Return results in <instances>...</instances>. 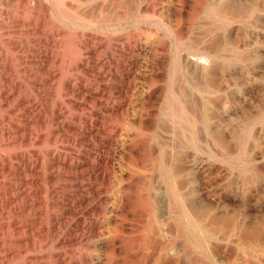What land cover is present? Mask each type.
I'll return each mask as SVG.
<instances>
[{"label": "rangeland", "instance_id": "obj_1", "mask_svg": "<svg viewBox=\"0 0 264 264\" xmlns=\"http://www.w3.org/2000/svg\"><path fill=\"white\" fill-rule=\"evenodd\" d=\"M135 13L137 14L135 15ZM82 34L95 35L106 40L95 55L89 54L87 51L83 55L85 60H89L91 56L95 57L90 59V66H94V62L98 64V68H101L104 73V77L101 79L94 73H86L81 68L77 69L79 63L75 66L77 52H79L75 42ZM110 39L113 41L109 42ZM41 40H43L42 43H40ZM47 40L50 44H43ZM204 51H208L212 55L208 60H200L201 63L194 56ZM38 52H47L55 57L47 65L48 69L52 68L50 70L55 77L43 75V72H36L32 69L30 73L28 72L30 69L22 67L31 65V63H25V59L34 60L38 57ZM0 57V66L2 67H0V90H5L3 92H6V97L9 94L7 100L5 97H0V142L3 144L0 143V156L2 157L0 160V208L3 207L2 210H4L0 216V264H35L36 262V264H56V261L59 260L58 256H61L66 264H137L126 253V249L133 250L141 244L145 236H148V232L145 230L150 231L161 224L158 223V217L154 211L152 214H148L146 211L145 194L149 190L153 195L160 189L165 192L168 183L176 185V189H172L174 200L176 199V206L173 209H176V214L172 210V220H170L173 226L172 230L175 229L172 235L173 239L177 238L175 232L178 229H185L184 203L179 198L180 189L182 191L185 188L194 210H203L209 215L206 227L211 236L214 228L221 225L224 227L221 236L224 239V244L234 245L235 256L240 254L243 257L245 245L252 244L257 250L260 249L255 256L262 259L261 250L264 248V241L261 242L264 240V0H0ZM183 58L194 60V64L189 68ZM124 59H129L125 70L119 66L120 61ZM102 66L105 67L104 71ZM207 67L208 69H206ZM190 70L193 72L191 73ZM186 71L188 72L186 73ZM116 74L119 78L123 76L124 79L113 78L112 76ZM199 74L201 76H196ZM41 78L49 81L48 84H45V88L39 85L42 83ZM32 83L34 85L37 83L40 88ZM67 83L80 86L78 88H83L89 93L78 96L79 99L72 96L66 98ZM122 89L123 94L120 93ZM43 90H46V95ZM93 92L96 94V98L92 96ZM31 96L35 97L43 108L44 106L50 108L56 103L61 104L63 111L65 110L63 113L66 116V121L74 123L76 126L81 123L83 125L87 119H93L96 124L93 131H99L100 138L102 137L104 140L109 137L107 141L112 142V152L110 151L109 155L104 156L112 158V162L105 172L100 173V176H103L99 179L100 182L88 177L85 180L78 178V180L72 181L69 178L74 176L70 173L69 176L62 169L49 170L50 172L47 174L48 166L52 163L50 152L59 154L61 158L66 156L67 160L71 164L73 163L72 165H76L75 162H80L86 152L98 151L100 143L94 141L95 144L89 143L87 147L82 142L66 138L65 133L61 134L62 137L58 140L59 136L54 131L56 127L47 122L51 117L50 109L41 113L44 117L40 115V120L44 118L45 123H41L39 115L35 116L36 121L34 119L28 121V114L22 110L20 104L24 97L29 99ZM188 99L191 100V104L188 103ZM2 105L4 106L2 107ZM189 105L191 106L189 107ZM236 110L237 112H235ZM21 128H25L26 132H21ZM215 132L219 133L220 137L222 135L223 153L220 159L217 157L215 148L218 138ZM69 136H72V133H69ZM202 137L203 139H200ZM168 138L170 139L168 140ZM18 139L20 140L18 141ZM162 142L165 145L161 144ZM153 146H157L158 153H154L156 155L152 153ZM133 152L139 153V157H136ZM15 155H25L29 164L35 169L37 168L35 174L27 176L30 184L22 186L23 190L28 192L27 195H31L28 200L25 196H19L15 191L11 192L13 187V189L21 187L20 179L25 178L24 175L13 177L8 173L9 166L14 167L12 170L18 166V161L12 159ZM153 160L155 164L152 163ZM167 163H170L171 166ZM175 171H177V176L174 174ZM54 173L63 175L52 182L47 175ZM172 177L175 178L173 181ZM14 181L16 183H13ZM81 183L85 186V191L94 187L99 192L97 195L92 194L90 203L85 205L86 207L84 206L78 215L70 217L71 219L67 218V229L60 231L58 237L53 238L51 233L56 230L54 229L56 223L53 215L58 216L59 211L53 208L52 199L47 193L49 188L57 187L60 189L58 190L61 198L68 195L67 198L73 199V196L76 197L75 195L78 193L75 187ZM71 186L74 189L70 188ZM131 198L133 203H137L133 210L127 208V201L131 202ZM7 200L8 202H5ZM94 214L95 216H93ZM212 214L221 218L220 224L216 223ZM46 218L48 219L46 220ZM129 221L130 223H128ZM77 223L94 229L79 233L78 238L69 244H61L62 240L68 239L69 229H75ZM209 224L210 227H208ZM195 225H193L194 229L198 230L197 224ZM122 226L123 229H121ZM165 227L167 226L165 225ZM161 228H164L163 225ZM233 229L236 236L231 233ZM247 230L252 232L250 236H254V242L249 240L248 236L243 235ZM49 236L50 238H48ZM209 240L213 241V238L210 237ZM112 245H114L113 248ZM236 246H238L237 249ZM143 253L146 254V257L148 256L146 249L143 250ZM161 261H163L162 258L143 260L145 264H164ZM143 262L141 264H144Z\"/></svg>", "mask_w": 264, "mask_h": 264}, {"label": "bare ground", "instance_id": "obj_2", "mask_svg": "<svg viewBox=\"0 0 264 264\" xmlns=\"http://www.w3.org/2000/svg\"><path fill=\"white\" fill-rule=\"evenodd\" d=\"M119 1V0H117ZM139 1V0H138ZM181 1V0H180ZM185 1V0H184ZM205 1V0H204ZM213 1V0H212ZM215 1V0H214ZM230 1V0H229ZM239 1V0H238ZM3 2V1H2ZM6 2V1H5ZM8 2V1H7ZM32 2V1H31ZM36 2V1H35ZM40 2V1H39ZM121 2V1H120ZM119 2V3H120ZM127 2V1H126ZM163 3V2H162ZM186 3V2H185ZM207 3H211V2H207ZM240 3V2H239ZM103 4V3H102ZM157 4V3H156ZM159 4V3H158ZM157 4V5H158ZM188 4V3H187ZM202 4V3H201ZM183 5V4H182ZM208 5V4H207ZM220 5V4H219ZM103 6V5H102ZM102 6H101V9H102ZM105 6V4H104ZM103 6V7H104ZM135 6V5H133ZM161 6V5H160ZM187 6V5H186ZM224 6V5H223ZM231 6V5H230ZM129 7V6H128ZM141 7V6H139ZM88 8V7H87ZM109 8V7H108ZM156 8V7H155ZM154 8V9H155ZM167 8V7H166ZM165 8V10H166ZM94 9V8H93ZM100 9V10H101ZM146 9V8H145ZM99 10V9H98ZM162 10V9H161ZM227 10V9H226ZM84 11V10H83ZM97 11V10H96ZM106 11V10H105ZM135 11V10H133ZM148 11V10H147ZM159 11V10H158ZM168 11V10H167ZM229 11V10H228ZM113 12V11H112ZM129 12V11H128ZM200 12V11H199ZM111 13V12H110ZM114 13V12H113ZM123 13V12H122ZM183 13V12H182ZM90 14H92V12H90ZM96 14V13H95ZM102 14V13H101ZM137 13H135L136 15ZM86 15V14H85ZM126 15V14H125ZM166 15V14H165ZM238 15V14H237ZM104 16V15H103ZM100 17V16H98ZM115 17V16H114ZM89 18V17H88ZM96 18V17H94ZM123 18V17H122ZM229 18V17H228ZM108 19V18H107ZM172 19V18H171ZM238 19V18H237ZM117 20V19H115ZM183 20V19H182ZM10 21V20H9ZM13 21V20H12ZM111 21V20H110ZM118 21V20H117ZM171 21V20H170ZM175 21V20H174ZM3 22V21H2ZM29 22V21H28ZM34 22V21H33ZM109 22V21H108ZM167 22V21H166ZM169 22V21H168ZM170 23V22H169ZM5 24V23H4ZM19 24V23H18ZM22 24V23H21ZM30 24V23H29ZM33 24V23H32ZM125 24V23H124ZM23 25V24H22ZM25 25V23H24ZM114 25V24H113ZM121 25V24H120ZM167 25V24H166ZM15 26V25H14ZM20 26V25H19ZM18 26V27H19ZM102 26V25H101ZM100 26V27H101ZM111 26V25H110ZM22 27V26H21ZM29 27V26H28ZM39 27V26H38ZM20 28V27H19ZM23 28V27H22ZM117 28V27H116ZM185 28V27H184ZM7 29V28H6ZM56 29V28H54ZM62 29V28H61ZM186 29V28H185ZM4 30V29H3ZM20 30V29H18ZM22 30V29H21ZM237 30V29H236ZM2 31V30H1ZM62 31V30H61ZM116 31V30H115ZM119 31V30H118ZM23 32V31H22ZM44 32V31H43ZM13 33V32H12ZM16 33V32H15ZM57 33V32H56ZM55 33V34H56ZM62 33V32H61ZM60 33V34H61ZM91 33V32H90ZM95 33V32H94ZM7 34V33H6ZM46 34V33H45ZM54 34V35H55ZM67 34V33H66ZM81 34V33H80ZM200 34V33H199ZM197 34V35H199ZM232 34V33H231ZM29 35V34H28ZM48 35V34H47ZM50 35V34H49ZM221 35V34H220ZM40 36V35H39ZM44 36V35H43ZM46 36V35H45ZM117 36V35H116ZM217 36V35H216ZM235 36V35H234ZM238 36V35H237ZM72 37V35H71ZM184 37V36H183ZM224 37V36H223ZM58 38V37H57ZM67 38V37H66ZM154 38V37H153ZM152 38V39H153ZM133 39V38H132ZM131 39V40H132ZM197 39V38H196ZM203 39H205L203 37ZM51 40V39H50ZM71 40V39H70ZM211 40V38H210ZM221 40V39H220ZM55 41V40H54ZM63 41V40H62ZM110 41H113V39H110ZM127 41V40H126ZM129 41V40H128ZM149 41V39H148ZM153 41V40H152ZM190 41V40H189ZM202 41V40H201ZM209 41V40H208ZM213 41V40H212ZM218 41V40H217ZM40 42V41H39ZM43 40H41L40 43H42ZM58 42V41H57ZM71 42V41H70ZM106 42L105 39L103 38H99L98 36H95V35H86V34H82L81 36H79L77 39H76V47L77 49H79V52H77V60L75 61V66L77 65V69L81 68L83 71H85L86 73H94L96 75V77H99L101 79V77H104V73H102V69L101 68H98V64L96 62L94 66H90V59H94L92 58L93 56L90 57L89 60H85L83 58V55H85L84 52L87 51V53L89 54H92V55H95L97 50L100 49V47L103 45V43ZM116 42V41H115ZM119 42V41H118ZM196 42V41H195ZM207 42V41H206ZM230 42V41H229ZM228 42V44H230ZM36 43V42H35ZM50 44V42L47 40L46 42H44L43 44ZM52 43V42H51ZM61 43V42H60ZM132 43V42H131ZM134 43V42H133ZM149 43V42H148ZM216 43V42H215ZM224 43V42H223ZM15 44V43H14ZM19 44V43H17ZM72 44V43H71ZM108 44V43H107ZM40 45V44H39ZM60 45V44H59ZM63 45V44H61ZM128 45V44H127ZM167 45V44H166ZM189 45V44H188ZM209 45V44H207ZM221 45V44H220ZM10 46V45H9ZM12 46V45H11ZM13 46H16V45H13ZM18 46V45H17ZM34 46V45H33ZM37 46V45H36ZM57 46V45H56ZM118 46V45H117ZM165 46V45H164ZM234 46V45H232ZM47 47V46H46ZM53 47V46H52ZM207 47V46H206ZM19 48V47H18ZM40 48V46H39ZM50 48V47H49ZM64 48V47H63ZM66 48V47H65ZM64 48V49H65ZM69 48V47H68ZM73 48V47H72ZM145 48V47H144ZM192 48V47H191ZM196 48V47H195ZM217 48V47H216ZM52 49V48H51ZM50 49V50H51ZM103 49V48H102ZM105 49V48H104ZM108 49V48H107ZM189 49V48H188ZM220 49V48H219ZM15 50V49H14ZM29 50V49H28ZM44 50V49H43ZM200 50V49H199ZM32 51V50H31ZM49 51V50H48ZM114 51V50H113ZM159 51V50H158ZM202 51V50H201ZM211 51V50H210ZM21 52V51H20ZM33 52V51H32ZM37 52V51H36ZM51 52V51H50ZM67 52V51H66ZM133 52V51H132ZM141 52V51H140ZM143 52V51H142ZM147 52V51H146ZM165 52V51H163ZM183 52V51H182ZM217 52V51H216ZM39 53V52H38ZM86 53V54H87ZM198 53V52H197ZM215 53V52H214ZM35 54V53H34ZM74 54V53H73ZM123 54V53H122ZM33 55V54H32ZM31 55V56H32ZM64 55V54H63ZM70 55V54H69ZM186 55V54H185ZM212 55V54H211ZM210 52H202V53H198V54H195V58L197 59V61H200V60H208L210 59ZM61 56V55H60ZM112 56V55H111ZM140 56V55H139ZM148 56V55H147ZM179 56V55H178ZM189 56V55H187ZM193 56V55H192ZM224 56V55H223ZM222 56V57H223ZM233 56V55H232ZM35 57V56H34ZM98 57V56H97ZM102 57V56H101ZM118 57V56H117ZM124 57V56H123ZM126 57V55H125ZM164 57V56H163ZM186 57V56H185ZM236 57V56H235ZM1 58V57H0ZM21 58V57H19ZM26 58V57H25ZM69 58V57H68ZM145 58V57H144ZM167 58V57H166ZM232 58V57H231ZM55 59V57L51 56L49 53L47 52H40L38 57L35 58L34 60L30 61L29 59L26 60L25 59V63H31V65H28V66H22V67H27V70L30 69L28 72H32L33 71H36V72H39L41 71V73L43 72V75H49V76H54V73L50 70L52 69L50 67V69L47 68V65L49 63H51V61H53ZM82 62H80L79 61ZM113 59V58H112ZM136 59V58H135ZM148 59V58H147ZM157 59V58H156ZM193 59V57H192ZM220 59V57H219ZM1 60V59H0ZM24 60V59H23ZM62 60V59H61ZM64 60V59H63ZM68 60V59H66ZM70 60V59H69ZM107 60V59H106ZM213 60V59H212ZM215 60V59H214ZM8 61V60H7ZM6 61V62H7ZM93 61V60H92ZM99 61V60H98ZM97 61V62H98ZM111 61V60H110ZM132 61V60H131ZM147 61V60H146ZM158 61V60H157ZM166 61V59H165ZM183 61L184 63L187 64V66L190 68V65L192 66L194 64V60H191L190 58H188L187 60H185V58H183ZM193 61V62H192ZM196 61V60H195ZM84 62V63H83ZM105 62V61H104ZM129 62V59H124V60H121L120 63H119V66H121L123 68V70L127 69V63ZM201 62V61H200ZM228 62V61H227ZM23 63V62H22ZM72 63V62H71ZM74 63V62H73ZM141 63V62H140ZM148 63V62H147ZM202 63V62H201ZM216 63V62H215ZM3 64V63H1ZM6 64V63H5ZM33 64V65H32ZM112 64V63H111ZM116 64V63H114ZM8 65V63H7ZM10 65V64H9ZM56 65V64H55ZM59 65V64H58ZM108 65V64H107ZM156 65V64H155ZM185 65V64H184ZM3 66V65H2ZM139 66V65H138ZM154 66V65H153ZM152 66V67H153ZM163 66V64H162ZM1 67V66H0ZM9 67V66H8ZM137 67V66H136ZM195 67V66H194ZM210 67V66H209ZM2 68V67H1ZM7 68V67H6ZM56 68V67H55ZM103 68V71H104V66H102ZM175 68V67H174ZM188 68V69H189ZM229 68V67H228ZM32 69V70H31ZM66 69V68H65ZM129 69V68H128ZM141 69V68H140ZM164 69V68H163ZM179 69V68H178ZM184 69V68H183ZM187 69V70H188ZM193 69V68H192ZM197 69V67H196ZM202 69V68H201ZM208 69V67L206 68ZM1 70V69H0ZM3 70V69H2ZM13 70V69H12ZM24 70V69H23ZM107 70V69H106ZM225 70V69H224ZM54 71V70H53ZM74 71V70H72ZM109 71V70H108ZM107 71V72H108ZM132 71V70H131ZM152 71V70H151ZM191 71V70H190ZM194 71V69H193ZM191 71V73L193 72ZM203 71V70H202ZM9 72V71H8ZM106 72V71H105ZM115 72V71H114ZM134 72V70H133ZM188 71H186L187 73ZM196 72V70L194 71ZM198 72V71H197ZM201 72V71H200ZM220 72V71H219ZM222 72V71H221ZM234 72V71H233ZM13 73V72H12ZM23 73V72H22ZM35 73V72H34ZM84 73V72H83ZM139 73V72H138ZM141 73V72H140ZM177 73V72H175ZM184 73V72H183ZM185 73V74H186ZM190 73V74H191ZM202 73V72H201ZM205 73V72H204ZM207 73V72H206ZM224 73V72H223ZM127 74V73H126ZM185 74H182V75H185ZM210 74V73H209ZM42 75V74H41ZM107 75V74H105ZM151 75V74H150ZM193 75V74H192ZM204 75V74H203ZM217 75V74H216ZM230 75V74H229ZM81 76V75H80ZM89 76V75H88ZM87 76V77H88ZM125 76V75H124ZM196 76H201V74L199 75H196ZM205 76V75H204ZM223 76V75H222ZM221 76V77H222ZM29 77V76H27ZM57 77V76H56ZM71 77V75H70ZM75 77V76H74ZM86 77V78H87ZM91 77V76H90ZM113 78H118V80H122L124 79L123 76L119 78L118 74L116 75H113L112 76ZM143 77V76H142ZM220 77V76H219ZM220 77V78H221ZM225 77V76H224ZM233 77V76H232ZM80 78V77H79ZM156 78V77H155ZM187 78V77H186ZM201 79V77H198ZM6 79V78H5ZM23 79V78H22ZM42 79V78H41ZM75 79V78H74ZM85 79V78H84ZM110 79V77H109ZM160 79V78H159ZM204 79V78H203ZM7 80V79H6ZM68 80V79H67ZM71 80V79H70ZM78 80V78H77ZM105 80V79H104ZM103 80V81H104ZM114 80V79H113ZM127 80V79H126ZM154 80V79H153ZM191 80V79H190ZM226 80V79H225ZM34 81V80H33ZM57 81V80H56ZM55 81V82H56ZM74 81V80H73ZM106 81V80H105ZM115 81V80H114ZM129 81V80H128ZM160 81V80H159ZM180 81V79H179ZM198 81V80H197ZM200 81V80H199ZM203 81V80H201ZM207 81V80H206ZM209 81V79H208ZM9 82V81H8ZM17 82V81H16ZM39 82V81H38ZM37 82V83H38ZM42 83L39 84L40 86L44 87L45 88V84H48L49 81L48 80H44L42 79L41 81ZM54 82V81H53ZM76 82V81H75ZM99 82V81H98ZM162 82V81H161ZM175 82V81H174ZM183 82H186V81H183ZM196 82V81H195ZM228 83V81H226ZM25 83V82H24ZM29 83V81H28ZM35 83L36 86H38L40 88V86ZM65 83V82H64ZM74 83V82H73ZM94 83V82H93ZM102 83V82H101ZM111 83V82H110ZM187 83V82H186ZM198 83V82H197ZM201 83V82H200ZM225 83V82H224ZM2 84V83H1ZM13 84H15L13 82ZM33 84V83H32ZM68 85H66V88H65V91H66V98L67 96H72V97H78V96H81V95H85L86 93H89L88 91L84 90L83 88H78L80 86H75V85H71L72 83H67ZM86 84V82H85ZM122 84V83H121ZM155 84V83H154ZM172 84V83H171ZM192 84V83H191ZM203 85V83H201ZM34 85V84H33ZM34 85V86H35ZM84 85V84H83ZM183 85V84H182ZM188 85V84H187ZM195 85V84H194ZM198 85V84H197ZM196 85V86H197ZM200 85V86H202ZM220 85V84H219ZM218 85V86H219ZM233 85V83H232ZM13 86V85H12ZM50 86V85H49ZM61 86V85H60ZM111 86V84H110ZM51 87V86H50ZM59 87V86H58ZM102 87V86H101ZM121 87V86H120ZM182 87V86H181ZM198 87V86H197ZM196 87V88H197ZM214 87V86H213ZM15 88V87H14ZM27 88V87H25ZM24 88V89H25ZM36 88V87H35ZM10 89V88H9ZM17 89V88H16ZM22 89V88H21ZM20 89V91H21ZM43 89V88H41ZM48 89V88H46ZM58 89V88H57ZM98 89V88H97ZM101 89V88H99ZM215 89V88H214ZM8 90V89H7ZM23 90V89H22ZM27 90V89H26ZM25 90V91H26ZM30 90V89H29ZM33 90V88H32ZM49 90V89H48ZM51 90V89H50ZM60 90V89H59ZM58 90V91H59ZM107 90V89H106ZM110 90V88H109ZM136 90V89H135ZM5 91V90H3ZM2 90H0V97L3 98L5 97V99L7 100L9 98V94H7V97H6V92H3ZM35 92V90H33ZM44 91V90H43ZM64 91V90H63ZM104 91V90H103ZM151 91V90H150ZM156 91V90H155ZM164 91V90H163ZM10 92V91H9ZM19 92V91H18ZM22 92V91H21ZM123 89L120 91V93L123 94ZM176 92V91H175ZM223 92V91H222ZM11 93V92H10ZM16 93V92H15ZM24 93V92H23ZM31 93V92H30ZM29 93V94H30ZM38 93V92H37ZM45 95H46V90L44 91ZM174 93V92H172ZM171 93V95H172ZM178 93V91H177ZM22 94V93H21ZM42 94V93H40ZM50 94V93H49ZM92 96L94 98H96V94L93 92L91 93ZM157 94V93H155ZM179 94V93H178ZM183 94V93H182ZM188 94V93H187ZM236 94V93H234ZM48 95V94H47ZM52 95V94H51ZM55 95V94H54ZM125 95V94H124ZM146 95V94H145ZM148 95V94H147ZM20 96V95H19ZM119 96V95H118ZM174 96V95H173ZM26 97V96H25ZM24 97V100H21V104L20 106L22 107V110L23 111H26L27 114H28V117H29V120L28 121H31V119H34L36 115H39V120H40V117L43 116L41 113L42 112H45L46 109H50L51 112H50V115L51 117L47 120V122H49L50 124H53L55 127H56V130L55 133L59 136L57 139L59 140V138L62 137L61 134L65 133L66 135V138H72L74 139V141H78V142H82L83 144L87 145L88 147V144L89 143H94V141H99L100 143V147H99V150L95 152L94 151H88L86 152L85 156L81 159V161L79 162H75L77 163L76 165H72L68 160H67V157L64 156V157H60L59 154H56L54 152H50L49 155L51 156V160H52V163L49 164L48 166V170H47V174L50 172L49 170H55V169H62V171H66L68 173V175L70 176V174L72 176H74L73 178H69L70 180L72 181H75V180H78V178H82L85 180V178H94L95 180H98L101 179L102 177L100 176L101 172H105V170H107L108 166L111 164V159L108 157V156H104V155H109V152L112 150V142H109L107 141V138L106 140L102 139V137L100 138V133L99 131H93V128H94V125L95 122L93 121V119H87L85 121V123L82 125L81 123L80 125L76 126L74 123H70V122H67L66 119H65V114L63 113V108H62V105L61 104H57L56 105H53L52 107H48V106H44V108L39 104L38 100L31 96V98L29 97V99H25ZM47 97V96H46ZM50 97V96H48ZM109 97V95H108ZM189 97V95H188ZM187 97V98H188ZM192 97V95H191ZM17 98V97H16ZM59 98V97H58ZM107 98V97H106ZM123 98V97H122ZM128 98V97H127ZM153 98V97H152ZM49 99V98H48ZM57 99V98H56ZM55 99V100H56ZM79 99V97H78ZM82 99V98H81ZM115 99V98H114ZM113 99V100H114ZM121 99V97H120ZM4 100V101H6ZM16 100V99H15ZM44 100V99H43ZM54 100V99H53ZM87 100V99H86ZM111 100V99H110ZM126 100V99H125ZM129 100V99H128ZM156 100V99H154ZM153 100V102H155ZM175 100V98H174ZM234 100V99H233ZM46 101V100H45ZM51 101V100H50ZM120 101V100H119ZM149 101V99H148ZM190 99H188V103H190ZM3 102V101H2ZM11 102V101H10ZM16 102V101H15ZM20 102V100H19ZM61 102V101H60ZM68 102V101H67ZM201 102V101H199ZM218 102V101H217ZM17 103V102H16ZM43 103V102H42ZM71 103V102H70ZM115 103V102H114ZM132 103V102H131ZM149 103V102H148ZM158 103V102H156ZM173 103V102H172ZM180 103V101H179ZM212 103V102H211ZM222 103V102H221ZM50 104V103H49ZM75 104V103H74ZM175 104V103H174ZM184 104V103H183ZM18 105V104H17ZM16 105V106H17ZM98 105V104H97ZM101 105V103H100ZM107 105V104H106ZM110 105V104H109ZM135 105V104H133ZM150 105V104H149ZM177 105V104H176ZM4 105H2L3 107ZM15 106V105H14ZM13 106V107H14ZM15 106V107H16ZM51 106V105H50ZM66 106V105H65ZM132 106V105H131ZM130 106V107H131ZM173 106V105H172ZM191 105H189L190 107ZM200 108H201V104L199 105ZM12 107V106H11ZM12 107V108H13ZM110 107V106H109ZM113 107V106H112ZM133 107V106H132ZM141 107V106H140ZM143 107V106H142ZM149 107V106H148ZM147 107V108H148ZM82 108V107H81ZM85 108V107H84ZM217 108V107H216ZM73 109V108H72ZM87 109V107H86ZM106 109V108H105ZM182 109H185V108H182ZM191 109V108H190ZM202 109V108H201ZM200 109V110H201ZM139 110V109H138ZM144 110V109H143ZM178 110V108H177ZM180 110V109H179ZM17 111V110H16ZM22 111V112H23ZM104 111V110H103ZM123 111V110H122ZM131 111V110H130ZM136 111V110H134ZM151 111V110H150ZM11 112V111H9ZM25 112V113H26ZM47 112V111H46ZM72 112V111H71ZM105 112V111H104ZM111 112V111H110ZM124 112V111H123ZM153 112V111H151ZM175 112V111H174ZM173 112V113H174ZM190 112V111H189ZM192 112H193V109H192ZM237 112V110L235 111ZM37 113V114H36ZM66 113V112H65ZM138 113V111H137ZM136 113V114H137ZM140 113V112H139ZM143 113V112H142ZM148 113V111H147ZM179 113V111H178ZM184 113V112H183ZM201 113V112H199ZM15 114V113H14ZM17 114V113H16ZM19 114V113H18ZM109 114V113H108ZM106 114V115H108ZM141 114V113H140ZM156 114V113H155ZM154 114V115H155ZM214 114V113H213ZM8 115V114H7ZM12 115V113H11ZM41 115V116H40ZM45 115V114H44ZM47 115V114H46ZM115 115V114H114ZM113 115V116H114ZM125 115H126V112H125ZM138 115V114H137ZM152 115V114H151ZM199 115V114H198ZM89 116V114H88ZM121 116V115H120ZM201 116V115H200ZM220 116V115H219ZM44 117V116H43ZM81 117V115H80ZM79 117V118H80ZM102 117V116H101ZM111 117V116H110ZM202 117V116H201ZM217 117V116H216ZM221 117V116H220ZM233 117V116H232ZM5 118V117H4ZM23 118V117H22ZM169 118V117H168ZM172 118V117H171ZM204 118V117H203ZM206 118V117H205ZM214 118V117H213ZM218 118V117H217ZM20 119V118H19ZM18 119V120H19ZM25 119V118H24ZM78 119V117H77ZM143 119V118H142ZM148 119V118H147ZM162 119V118H160ZM179 119V118H178ZM215 119V118H214ZM236 119V118H235ZM9 120V119H7ZM35 120V119H34ZM146 120V119H145ZM155 120V119H154ZM199 120H201L199 118ZM204 120V119H203ZM206 120V119H205ZM234 120V119H233ZM27 121V122H28ZM36 121V120H35ZM38 121V120H37ZM41 123H45V119L42 118L41 120ZM39 121V123H40ZM104 121V120H103ZM109 121V120H108ZM129 121V120H128ZM144 121V119H143ZM142 121V122H143ZM179 121V120H178ZM5 122V121H4ZM78 122V121H76ZM131 122V121H130ZM167 122V121H166ZM183 122V121H182ZM235 122V121H234ZM3 123V122H2ZM13 123V122H11ZM23 123V122H22ZM148 123V122H147ZM150 123V122H149ZM169 123V122H168ZM167 123V124H168ZM184 123V122H183ZM224 123V121H223ZM17 124V123H16ZM21 124V123H20ZM24 124V123H23ZM100 124V123H98ZM105 124V123H104ZM47 125V124H46ZM154 125V124H152ZM205 125V124H204ZM12 126V124H11ZM28 126V125H27ZM42 126V125H40ZM148 126V125H147ZM171 126V125H170ZM3 127V126H2ZM24 127V126H23ZM29 127V126H28ZM33 127V125H32ZM31 127V128H32ZM99 127V126H98ZM104 127V126H103ZM139 127V126H138ZM161 127V126H160ZM218 127V126H217ZM13 128V127H12ZM11 128V129H12ZM30 128V129H31ZM146 128V127H145ZM194 128V127H193ZM10 129V128H9ZM18 129V128H17ZM50 129V127H49ZM108 129V128H107ZM106 129V130H107ZM142 129V128H140ZM218 129V128H217ZM3 130V129H2ZM15 130V129H14ZM44 130V129H43ZM105 130V131H106ZM114 130V129H113ZM214 130V129H212ZM216 130V129H215ZM221 130V128H220ZM21 132L25 133L26 132V129L25 128H21L20 129ZM147 131V130H146ZM218 131V130H217ZM224 131V130H223ZM17 132V131H16ZM44 132V131H43ZM120 132V131H119ZM200 132V131H199ZM203 132V131H202ZM222 132V131H221ZM220 132V133H221ZM4 134V132H2ZM54 133V132H53ZM69 133H72V136H69ZM106 133V132H105ZM113 133V132H112ZM149 133V132H148ZM213 133V132H212ZM216 133V132H215ZM16 134V133H15ZM33 134V133H32ZM107 134V133H106ZM116 134V133H115ZM122 134V133H121ZM120 134V135H121ZM204 134V133H203ZM218 135V138L216 139V153H217V157L218 159H220V157L222 156V153H223V142H222V135L220 137V134L219 133H216ZM19 135V134H17ZM31 135V134H30ZM37 135V134H36ZM49 135V134H48ZM52 135V134H51ZM54 135V134H53ZM111 135V134H110ZM146 135V134H145ZM9 136V135H8ZM15 136V135H14ZM21 136V135H19ZM43 136V135H42ZM55 136V135H54ZM116 136V135H115ZM137 136V135H136ZM142 136V135H141ZM150 136V135H149ZM162 136V135H161ZM36 137V136H35ZM40 137V136H39ZM105 137V135H104ZM129 137V136H128ZM10 138V137H9ZM28 138V137H27ZM119 138V137H118ZM121 138V137H120ZM126 138V137H125ZM151 138V137H150ZM154 138V137H153ZM159 138V137H158ZM7 139V138H6ZM4 139V140H6ZM24 139V138H23ZM54 139V138H53ZM170 138H168L169 140ZM200 139H203L200 138ZM14 140V138H13ZM20 139H18L19 141ZM122 140V139H121ZM125 140V139H124ZM128 140V139H127ZM137 140V139H136ZM153 140V139H152ZM160 140V139H159ZM206 140V139H205ZM3 141V140H2ZM17 141V140H16ZM25 141V140H24ZM43 141V140H42ZM62 141V140H61ZM67 141V140H66ZM73 141V142H74ZM114 141V140H113ZM154 141V140H153ZM232 141V140H231ZM7 142V141H6ZM47 142V141H46ZM72 142V141H71ZM142 142V141H141ZM140 142V143H141ZM176 142V141H175ZM179 142V141H178ZM201 142H204V141H201ZM1 143V142H0ZM16 143V142H15ZM39 143V142H38ZM43 143V142H42ZM57 143V142H56ZM69 143V142H68ZM118 143V142H116ZM120 143V142H119ZM128 143V142H127ZM168 143V142H166ZM2 144V143H1ZM19 144V143H18ZM75 144V143H74ZM79 144V143H78ZM81 144V143H80ZM95 144V143H94ZM94 144H93V148H94ZM155 144V143H154ZM163 144V142L161 143ZM3 145V144H2ZM8 145V144H7ZM123 145V144H122ZM142 145V144H141ZM149 145V144H148ZM156 145V144H155ZM165 145V143L163 144ZM42 146V145H41ZM55 146V145H54ZM82 146V145H81ZM92 146V144H91ZM119 146V145H118ZM117 146V147H118ZM144 146V145H143ZM175 146V145H174ZM157 147V146H156ZM156 147H152V153L153 155H156L154 153H158L157 151V148ZM164 147V146H163ZM60 148V147H59ZM120 148V146H119ZM146 148V147H145ZM180 148V147H179ZM213 148V147H212ZM235 148V146H234ZM71 149V148H70ZM95 149V148H94ZM117 149V148H115ZM114 149V150H115ZM124 149V148H123ZM122 149V150H123ZM140 149V148H139ZM236 149V148H235ZM27 150V149H26ZM165 150V149H164ZM168 150V149H167ZM174 150V149H173ZM65 151V150H64ZM73 151V150H72ZM147 151V150H146ZM180 151V150H179ZM236 151V150H235ZM44 152V151H43ZM49 152V151H48ZM57 152V151H56ZM61 152V151H60ZM112 152V151H111ZM120 152V150H119ZM172 152V150H171ZM170 152V153H171ZM182 152V151H181ZM180 152V153H181ZM63 153V152H62ZM61 153V154H62ZM146 153V152H145ZM32 154V153H31ZM39 154V153H38ZM47 154V153H46ZM115 154V153H114ZM133 154H136V157H139V153L137 152H133ZM142 154V152H141ZM173 154V152H172ZM170 154V155H172ZM73 155V154H72ZM111 155V154H110ZM138 155V156H137ZM152 155V154H151ZM179 155V154H178ZM177 155V156H178ZM194 155V154H193ZM29 156V155H28ZM62 156V155H61ZM119 156V155H118ZM169 156V154H168ZM121 157V156H120ZM196 157V156H194ZM72 158V157H71ZM114 158V157H113ZM152 158H155L154 156H152ZM179 158V157H178ZM190 158V157H189ZM2 159V157L0 156V160ZM13 160H16L18 161V166L15 170H12L14 169V167L11 165L7 168L8 170V173L11 174L13 177H20L22 175H24V179H20L22 182L20 184L21 187H16L15 189H11V192L12 191H15L17 192V194L20 196H25L26 200L30 199V194H28V192L24 191L22 186L24 184H30L29 181L27 180V176L29 174H35V171L36 169L34 167H32L30 164H29V161L27 160L26 156L25 155H15L14 157H12ZM37 159V158H36ZM168 159V157H167ZM199 159V158H198ZM116 160V159H115ZM155 160V159H154ZM154 160H153V164L154 163ZM176 160V159H175ZM178 160V159H177ZM185 160V159H184ZM142 161V160H141ZM152 161V160H151ZM168 161H170V159H168ZM172 161V160H171ZM34 162V161H33ZM51 162V161H50ZM143 162V161H142ZM167 162V161H165ZM188 162V161H187ZM190 162V161H189ZM192 162V161H191ZM217 162V161H216ZM9 163V162H8ZM14 163V162H13ZM171 163V162H170ZM170 163H167V165ZM175 163V162H173ZM2 164V163H1ZM47 164V163H46ZM172 164V163H171ZM186 164V163H185ZM191 164V163H190ZM189 164V165H190ZM3 165V164H2ZM16 165V164H15ZM34 165V164H33ZM39 165V164H38ZM166 165V163H165ZM173 165V164H172ZM179 165V164H178ZM177 165V166H178ZM184 165V164H183ZM5 166V165H4ZM133 166V165H132ZM171 166V165H170ZM186 166V165H185ZM47 167V166H46ZM193 167V166H192ZM114 168V167H113ZM154 168V167H152ZM170 168V167H169ZM173 168V167H172ZM186 168V167H185ZM209 168V167H208ZM5 169V168H4ZM167 169V167H166ZM3 170V169H2ZM44 170V169H43ZM112 170V169H111ZM51 171V172H52ZM170 171V170H169ZM172 171V170H171ZM202 171V170H201ZM107 172V171H106ZM111 172V171H109ZM184 172V171H183ZM37 173V172H36ZM70 173V174H69ZM174 173V172H173ZM187 173V172H186ZM4 174V173H3ZM8 174V175H9ZM110 174V173H109ZM175 176H177V171H175ZM190 174V173H189ZM195 174V173H194ZM7 175V174H6ZM45 175V174H44ZM63 174H60V173H57V174H50V175H47L48 177H50L51 181L53 182L57 177H62ZM111 176V174L109 175ZM171 176V175H170ZM39 177V176H38ZM189 177V176H187ZM221 177V176H220ZM41 178V177H40ZM106 178V176H105ZM134 178V177H133ZM173 178L172 177V181H173ZM186 178V177H185ZM1 179V178H0ZM12 179V178H10ZM9 179V180H10ZM61 179V178H60ZM66 179V178H65ZM170 179V178H169ZM175 179V178H174ZM192 179V177H191ZM83 180V181H84ZM186 180V179H185ZM203 180V178H202ZM7 181V180H6ZM13 181V180H12ZM16 181V180H15ZM13 182V183H16V182ZM69 181V180H68ZM81 181V180H80ZM90 181V180H89ZM93 181V180H92ZM97 181V183H98ZM103 181V180H101ZM171 181V180H170ZM171 181V182H172ZM189 181V180H188ZM219 181V180H217ZM37 182V181H36ZM100 182V181H99ZM106 182V181H105ZM64 184V182H62ZM68 183V182H67ZM102 183V182H101ZM191 183V182H190ZM2 184V183H1ZM40 184V183H39ZM72 184V183H71ZM94 184V183H93ZM183 184V183H182ZM4 185V184H3ZM8 185V184H7ZM57 185V184H56ZM67 185V184H66ZM88 185V184H87ZM86 185V186H87ZM90 185V184H89ZM2 186V185H1ZM27 186V185H26ZM31 186V185H29ZM59 186V185H58ZM76 186V185H75ZM131 186V185H130ZM176 185H172L170 183H168V186L165 187V192H162V191H158L156 192L154 195L150 192V190L145 194V203H144V206L146 207V211L148 212V214H152V212L154 211L156 216L158 217V223H161L159 225V227H155V228H152L150 231L147 229L145 231L148 232V236H145V238H143L142 242L140 245H138L137 247L133 248L132 249H126V253L131 256L137 264H141L143 262V260H146L147 258H151L152 260L155 259V260H158L160 258L163 259V261L161 262H164V264H264V248L261 250V253H262V259H259L257 256H255V254L257 252H259V250H257L256 248H254V246L252 244H250L248 246L245 245V251H244V254H243V257H241L240 254H236L235 256V249H234V245L233 244H224V239L221 237L223 232H224V227L221 226V225H218L214 228L213 230V233H212V236L210 235L209 231L207 230V227H206V223L208 221V214L205 212V211H195L194 208H193V205L191 204V200L189 198V196L187 197V192L185 190V188L180 189V194H179V198L182 199L183 203H184V225H185V229L182 230V229H178L177 232H175L176 234V237L177 238H174L173 239V231L175 230H172L173 226L170 222V220H172V216H171V213H172V210L174 209V207L176 206V203H175V200H174V197L172 195V189L175 188ZM10 187V186H8ZM33 187V186H32ZM31 187V188H32ZM64 187V186H63ZM88 187V186H87ZM97 187V186H96ZM132 187V186H131ZM162 187V186H161ZM184 187V186H183ZM186 187V186H185ZM190 187H191V184H190ZM220 187V186H219ZM1 188V187H0ZM49 188V186H48ZM70 188L74 189L73 186H71ZM94 188V187H93ZM92 187L88 190V191H85V186L81 183L79 185H77L75 187V189H77L76 191H78L77 195H75L76 197L73 196V199L71 197H68V195H66L64 198H61L60 194H59V188L57 187H52L51 189L49 188L48 190V195L49 197H51L52 199V205H53V208L54 209H58L59 211V215L58 216H55L53 215L55 218L54 221L56 223V229L55 231H53V233H51V235L53 236V238H56L58 237V233H60V231L62 230H65L67 229L66 228V225L68 224L66 222L67 218H70L72 216H75V215H78V212L85 206V205H88L90 203V200H91V196L92 194H95L97 195V193L99 192L96 188L93 189ZM134 188V187H132ZM29 189V188H27ZM47 189V188H46ZM59 189V190H58ZM62 189V188H61ZM68 189V188H67ZM159 189V188H158ZM176 189V188H175ZM193 189V188H192ZM191 189V190H192ZM3 190V189H2ZM164 190V189H163ZM179 190V187H178V184H177V191ZM9 191V190H8ZM7 191V192H8ZM190 191V190H189ZM1 192V191H0ZM35 192V191H34ZM43 192V191H42ZM46 192V191H44ZM64 192V191H63ZM101 192V191H100ZM179 192V191H178ZM191 192V191H190ZM68 193V192H67ZM70 193V192H69ZM8 194V193H7ZM7 194H5L7 196ZM11 194V193H9ZM62 194V193H61ZM73 194V193H72ZM75 194V193H74ZM176 194V193H175ZM105 195V194H104ZM103 196V195H102ZM135 196V195H134ZM2 197V196H1ZM5 197V196H4ZM93 197V196H92ZM177 197V196H176ZM191 197V196H190ZM24 198V199H25ZM33 198V197H32ZM9 199V198H8ZM13 199V197H12ZM118 199V198H117ZM216 199V198H215ZM4 200V198H3ZM97 200V199H96ZM99 200V199H98ZM102 200V199H101ZM100 200V202H101ZM123 200V199H122ZM11 202V200H9ZM105 201V200H104ZM5 202H8L5 201ZM128 202V205H127V208L129 210H133L135 208V203L132 202V198H131V202L130 200L127 201ZM19 203V202H18ZM35 203V202H34ZM46 203V202H45ZM95 203V202H94ZM93 203V204H94ZM97 203V201H96ZM95 203V204H96ZM21 204V203H20ZM31 204V203H30ZM47 204V203H46ZM126 204V203H125ZM22 205V204H21ZM28 205V204H26ZM98 205V204H97ZM5 206V205H4ZM37 206V205H36ZM103 206V205H102ZM106 206V205H105ZM42 207V206H41ZM86 207V206H85ZM93 207V206H92ZM34 208V207H32ZM99 208V207H98ZM138 208V207H137ZM2 208H0V216H2L3 214V211ZM6 210V208H4ZM29 209V208H28ZM94 209V208H92ZM107 209V207H106ZM110 209V208H109ZM46 210V209H45ZM50 210V208H49ZM48 210V211H49ZM88 210V208H87ZM125 210H126V207H125ZM124 210V211H125ZM34 211V210H33ZM83 211V210H82ZM176 214V209L173 210ZM182 211V210H181ZM22 212V211H21ZM51 212V211H50ZM91 212V211H90ZM127 212V211H126ZM218 212V211H217ZM216 212V213H217ZM39 213V212H38ZM84 213V212H83ZM82 213V214H83ZM17 214V213H16ZM44 214H47V213H44ZM96 214V213H95ZM95 214L93 216H95ZM120 214V213H119ZM123 214V213H122ZM182 214V213H181ZM127 215V214H126ZM129 215V214H128ZM211 215V214H210ZM213 215V214H212ZM13 216V215H12ZM20 216V215H19ZM52 216V217H53ZM87 216V215H86ZM100 216V215H99ZM176 216V215H175ZM180 216V215H179ZM182 216V215H181ZM9 217V216H8ZM17 217V216H16ZM33 217V216H32ZM35 217V216H34ZM33 217V218H34ZM83 217V216H82ZM112 217V216H111ZM177 217V216H176ZM6 218V217H5ZM19 218V217H18ZM43 219V218H42ZM48 218H46L47 220ZM71 219V218H70ZM93 219V218H92ZM174 219V218H173ZM213 219L216 221L217 224H220L221 223V218L218 216V215H213ZM29 220V219H28ZM31 220V219H30ZM114 220V219H113ZM1 221V219H0ZM84 221V220H83ZM107 221V220H106ZM23 222V221H22ZM43 222V221H42ZM77 222V221H76ZM85 222V221H84ZM95 222V221H94ZM105 222V221H104ZM27 223V222H26ZM96 223V222H95ZM130 223V221L128 222ZM228 223H231V222H228ZM19 224V223H18ZM17 224V225H18ZM25 224V223H24ZM44 224V223H43ZM46 224V223H45ZM104 224V223H103ZM121 224V223H120ZM126 224V223H125ZM123 224V225H125ZM197 224V228L198 230H195L193 225ZM22 225V224H21ZM37 225V224H36ZM105 225V224H104ZM163 225V229L161 228V226ZM165 225L167 227H165ZM54 226V227H55ZM119 226V225H118ZM196 226V225H195ZM18 227V226H16ZM127 227V226H125ZM169 227V228H168ZM210 227V224L209 226ZM245 227H248V226H245ZM2 229H4L3 227H1ZM6 228V227H5ZM35 228V227H34ZM51 228V227H50ZM98 228V227H97ZM114 228V227H112ZM117 228V226H116ZM119 228V227H118ZM161 228V229H160ZM184 228V227H183ZM196 228V227H195ZM249 228V227H248ZM40 229V228H38ZM46 229V228H45ZM94 228L93 227H86L85 225H82V224H79L77 223L75 229H69V233H68V239H64L61 241V244L63 245H66V244H69L70 242H72L73 240H75L76 238H78V234L79 233H84L88 230H93ZM105 229V228H104ZM123 229V226L122 228ZM125 229V228H124ZM136 229V228H135ZM211 229V228H210ZM12 230V229H11ZM138 230V229H137ZM169 230V231H168ZM44 231V230H43ZM108 231V230H107ZM127 231V230H126ZM129 231V230H128ZM140 231V230H139ZM39 232V231H38ZM37 232V233H38ZM138 232V231H137ZM16 233V232H15ZM92 233V232H91ZM134 233V232H133ZM230 233V232H229ZM231 233L233 234V236H236V233H235V230H231ZM252 232H248L245 231L243 233V235L245 236H248V238H250L249 240H252L254 239V236L252 237V235L250 236ZM25 234V233H24ZM34 234V233H33ZM63 234V233H62ZM104 234V233H103ZM37 235V234H36ZM40 235V234H38ZM42 235V234H41ZM50 235V233H49ZM109 235V234H108ZM230 235V234H228ZM3 236V235H2ZM61 236V235H60ZM81 236V235H79ZM116 236V235H115ZM126 236V235H125ZM227 236V235H226ZM82 237V236H81ZM88 237V236H87ZM111 237V236H110ZM172 237V238H171ZM210 237L213 238V241H210ZM264 237V236H263ZM4 238V237H3ZM19 238V236H18ZM50 238V236L48 237ZM80 238V237H79ZM46 239V238H45ZM59 239V238H58ZM263 239V238H262ZM23 240V239H22ZM30 240V239H29ZM120 240V239H119ZM235 240V239H234ZM20 241V240H19ZM56 241V239H55ZM85 241V240H84ZM244 241V240H243ZM251 241V242H252ZM264 241V240H261V242ZM38 242V241H37ZM254 242V241H253ZM2 243H3V240H2ZM39 243V242H38ZM43 243V242H42ZM50 243V242H49ZM138 243V242H137ZM247 243V242H245ZM6 244V243H4ZM51 244V243H50ZM126 244V243H125ZM243 244V243H242ZM45 245V244H44ZM241 245V244H240ZM262 245V244H261ZM264 245V244H263ZM3 246V245H2ZM5 246V245H4ZM60 247V246H59ZM114 247V245H112V248ZM238 246H236V249H237ZM3 248V247H2ZM6 248V246H5ZM260 248V247H259ZM4 249V248H3ZM2 249V250H3ZM13 249V248H12ZM15 249V248H14ZM18 249V248H17ZM20 249V248H19ZM115 249V248H114ZM146 249L148 251V256L146 257V254L143 253V250ZM45 250V249H44ZM57 250V249H56ZM118 250V249H117ZM1 251V249H0ZM65 251V250H64ZM14 252V251H13ZM36 252V251H35ZM40 252V251H39ZM88 252V250H87ZM1 254V253H0ZM4 254V253H3ZM19 254V253H18ZM52 254V253H51ZM125 254V253H124ZM127 255V256H128ZM240 255V256H239ZM7 256V255H6ZM71 256V255H70ZM90 256V255H89ZM109 256V255H108ZM34 257V256H33ZM59 257V260L56 261V264H66L65 263V260L61 257V256H58ZM72 257V256H71ZM74 257V256H73ZM77 257V256H76ZM99 257V255H98ZM123 257V256H122ZM1 258V257H0ZM7 258V257H5ZM39 258V257H37ZM48 258V257H47ZM44 259V258H43ZM66 259V258H65ZM78 259V258H77ZM99 259V258H98ZM8 260V259H7ZM69 260V259H68ZM100 260V259H99ZM121 260V259H120ZM149 260V259H148ZM28 261V260H27ZM36 261V260H35ZM97 261V260H96ZM35 263V262H34ZM37 263V262H36ZM35 263V264H36ZM55 263V262H54ZM144 263V262H143ZM153 263V262H151ZM73 264V263H72ZM145 264V263H144ZM161 264V263H160ZM163 264V263H162Z\"/></svg>", "mask_w": 264, "mask_h": 264}]
</instances>
